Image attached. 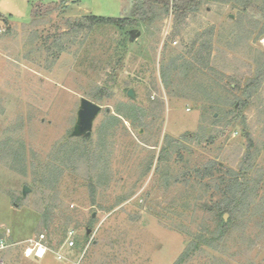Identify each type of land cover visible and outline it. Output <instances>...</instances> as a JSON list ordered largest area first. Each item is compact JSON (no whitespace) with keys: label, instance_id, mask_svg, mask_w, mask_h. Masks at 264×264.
<instances>
[{"label":"rangeland","instance_id":"1","mask_svg":"<svg viewBox=\"0 0 264 264\" xmlns=\"http://www.w3.org/2000/svg\"><path fill=\"white\" fill-rule=\"evenodd\" d=\"M200 1L0 0L3 264H264V0Z\"/></svg>","mask_w":264,"mask_h":264},{"label":"trees","instance_id":"2","mask_svg":"<svg viewBox=\"0 0 264 264\" xmlns=\"http://www.w3.org/2000/svg\"><path fill=\"white\" fill-rule=\"evenodd\" d=\"M58 3H64L65 0H57ZM200 0H132L131 6V14L128 17L123 18H114V17H103V16H96V15H85L81 19H78L74 21L73 27L77 29L82 28H92L96 24H105V23H111L115 26L121 27V26H137L141 21H145L147 19L150 12L153 10L154 5H160L164 6L167 11L171 9L174 11L177 15L183 16L185 12L189 10L196 9L199 4ZM243 2H246V4L243 5V10L247 9V6H253V3H251L250 0H245ZM264 3V2H263ZM261 73H258L256 75L257 77H260ZM254 85V83H249L247 85V89ZM251 143V142H250ZM249 143V144H250ZM73 154V153H72ZM250 156L247 155L244 158L245 163L248 162ZM231 205H233L230 202H224L221 201L218 205H216L214 208L215 210L220 212L230 211ZM220 221V225H221ZM225 226V225H224ZM222 230V226L220 228ZM191 250L189 248H185V250L180 254V256L177 258L174 264H185L186 260L191 257Z\"/></svg>","mask_w":264,"mask_h":264},{"label":"built area","instance_id":"3","mask_svg":"<svg viewBox=\"0 0 264 264\" xmlns=\"http://www.w3.org/2000/svg\"><path fill=\"white\" fill-rule=\"evenodd\" d=\"M43 238H44V235L41 234L39 235L38 239L29 238L28 240H26L27 244L24 250L25 255L30 256L31 254H33L37 258H42L49 250L47 246L43 244L42 242ZM64 244L69 249L74 246V239H73V235L71 232L68 233V236L66 237ZM4 247H5L4 244L0 242V249ZM55 258L58 261H62L65 259L64 255L58 251L55 252ZM0 264H3V263L0 261Z\"/></svg>","mask_w":264,"mask_h":264},{"label":"water","instance_id":"4","mask_svg":"<svg viewBox=\"0 0 264 264\" xmlns=\"http://www.w3.org/2000/svg\"><path fill=\"white\" fill-rule=\"evenodd\" d=\"M128 95L132 96V90L128 91ZM101 106L92 102L89 99L83 98L81 100V107L78 112V126L77 130L79 132H87L89 133L92 125L93 119L96 117L98 112L100 111Z\"/></svg>","mask_w":264,"mask_h":264}]
</instances>
